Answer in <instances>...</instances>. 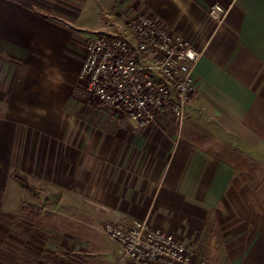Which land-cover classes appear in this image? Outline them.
<instances>
[{
	"label": "crops",
	"instance_id": "obj_1",
	"mask_svg": "<svg viewBox=\"0 0 264 264\" xmlns=\"http://www.w3.org/2000/svg\"><path fill=\"white\" fill-rule=\"evenodd\" d=\"M96 2L108 6L113 26L152 16L202 50L196 90L179 126L168 112L152 124L121 123L113 109L114 123L65 125L63 111H94L66 77L75 64L71 31L25 0H0V57L13 62L0 67V111L38 117L30 122L28 112L27 122L7 124L0 117V179L5 156L17 167L26 160L30 178L54 181L57 195L73 194L83 214L74 216L77 231L62 220L30 221L26 241L12 237V264H114L118 246L103 224L140 219L195 258L219 260L207 246L223 242L236 264H264V0ZM214 3L226 9L219 24L208 14ZM21 126L28 134L20 151Z\"/></svg>",
	"mask_w": 264,
	"mask_h": 264
},
{
	"label": "built area",
	"instance_id": "obj_2",
	"mask_svg": "<svg viewBox=\"0 0 264 264\" xmlns=\"http://www.w3.org/2000/svg\"><path fill=\"white\" fill-rule=\"evenodd\" d=\"M208 14L219 24L226 9L214 3ZM126 25L130 38L99 33L88 41L79 69L86 94L130 123H156L168 112L179 126L196 90L192 71L202 50L152 16L128 18ZM102 231L118 246L114 264H216L195 258L187 244L146 219L105 223Z\"/></svg>",
	"mask_w": 264,
	"mask_h": 264
},
{
	"label": "rangeland",
	"instance_id": "obj_3",
	"mask_svg": "<svg viewBox=\"0 0 264 264\" xmlns=\"http://www.w3.org/2000/svg\"><path fill=\"white\" fill-rule=\"evenodd\" d=\"M25 1L35 6V8L42 10L46 19L50 22L71 31L73 35L71 54H73L72 57L75 64L71 68H66V77L74 81V83H77L75 88L79 93H82L83 97L90 99L85 92L84 81L79 78V69L84 58L86 45L90 38L99 33H116V35L130 38L129 34H126L125 32L127 31V17H121L120 20L114 24L115 26H113L114 21L110 20L111 11L107 9L108 6L106 4H99L96 0ZM115 28L116 30H114ZM11 60L12 59L7 56H4V58L0 57V67L2 62L5 66L7 64H12L13 62ZM0 86L2 87L1 83ZM86 105L87 109L94 108V111H79V114H75L74 117L71 115V111H63L59 120L65 125L74 123L79 124L81 122L91 123L97 122L98 120L101 121V119H111L112 123L116 122L114 118H112L113 110L111 108H101L99 104L96 103L95 105L94 101L93 104L89 103ZM28 112L29 117L27 115ZM32 112L33 111H23V113L22 111H0V117L4 119L5 124H7L8 121L12 122V118H14L15 121L24 119V122H27V117L30 119V122H32L33 119L38 122V117H34ZM13 114H15V116H13ZM168 115L171 117V120L174 119L170 113H168ZM174 120L171 122L178 124V122H174ZM127 122L124 118L121 119V123ZM27 130L28 129L25 126L17 128L15 146L20 142V151L23 150V143H25L28 134ZM19 149L17 147L16 152ZM5 157L7 158V161L3 164L4 179H0V264H12L16 257L15 255L13 256L16 245L13 244L12 237L19 236L26 241L30 221L62 220L64 226L69 230L77 231L79 228L78 226L81 225L75 222L74 216H76V214L77 216L83 214L76 212L74 209L77 200L73 194L71 196L57 195V187L54 181H44L42 178L33 180L32 177H29V165L26 160H21L22 162L20 166L17 167V165L15 166L12 163L11 154ZM20 157L22 158V156ZM20 180L29 184L34 190V193L22 188L18 184V181ZM59 204L61 205L57 206ZM199 229L201 230V233L197 235L198 240H200L201 243H205V239L208 236L204 228ZM208 248L210 250H208ZM229 249L230 244L223 242L221 244L208 245L207 252L214 251L215 253H218L220 257L219 260H211L210 258L209 260L216 264H218V261H221L223 264H236V260L231 256L229 257V253L231 254V250Z\"/></svg>",
	"mask_w": 264,
	"mask_h": 264
},
{
	"label": "trees",
	"instance_id": "obj_4",
	"mask_svg": "<svg viewBox=\"0 0 264 264\" xmlns=\"http://www.w3.org/2000/svg\"><path fill=\"white\" fill-rule=\"evenodd\" d=\"M18 184L22 188H25L26 190H28L29 192L34 193V190L32 189V187L29 184H27L26 182L20 180V181H18Z\"/></svg>",
	"mask_w": 264,
	"mask_h": 264
}]
</instances>
